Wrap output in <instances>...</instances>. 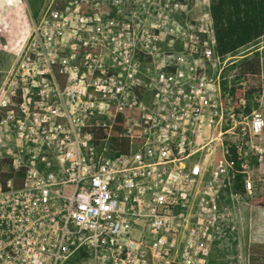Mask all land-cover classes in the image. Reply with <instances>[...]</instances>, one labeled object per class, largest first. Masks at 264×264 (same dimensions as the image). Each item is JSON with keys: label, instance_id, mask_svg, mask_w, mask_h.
<instances>
[{"label": "built area", "instance_id": "2783aa9c", "mask_svg": "<svg viewBox=\"0 0 264 264\" xmlns=\"http://www.w3.org/2000/svg\"><path fill=\"white\" fill-rule=\"evenodd\" d=\"M209 8L46 1L0 92V264L209 263L223 196L264 179Z\"/></svg>", "mask_w": 264, "mask_h": 264}, {"label": "trees", "instance_id": "16d2710c", "mask_svg": "<svg viewBox=\"0 0 264 264\" xmlns=\"http://www.w3.org/2000/svg\"><path fill=\"white\" fill-rule=\"evenodd\" d=\"M46 1L26 0L34 18L38 17ZM209 12L213 21L215 51L219 57L224 59L229 55L236 56L264 40V0H210ZM263 56L264 52L252 51L231 66L235 71L233 95L236 114H239L241 108L240 100L246 101L248 114L254 107H258L255 97L264 94ZM126 141L122 140L119 146L121 152L128 149ZM242 177L236 176L232 191L244 197ZM256 183L257 195L248 202L255 208L264 209V179ZM229 196L230 192L227 191V195L223 196L224 206L231 205ZM229 226L225 228L227 232L231 231ZM209 264H214L211 257Z\"/></svg>", "mask_w": 264, "mask_h": 264}, {"label": "rangeland", "instance_id": "374dc122", "mask_svg": "<svg viewBox=\"0 0 264 264\" xmlns=\"http://www.w3.org/2000/svg\"><path fill=\"white\" fill-rule=\"evenodd\" d=\"M35 19L26 0H0V92L12 80V71ZM252 51L263 53L264 40L259 45L240 52L238 56L243 57ZM255 102L258 107H254L252 111L264 110V96L255 97ZM230 207L225 209L232 213L233 222L223 221L219 224L216 241L211 248V259L214 264H264V228L254 225L251 219L260 213L253 211L248 200L234 201ZM228 225L230 232L225 230Z\"/></svg>", "mask_w": 264, "mask_h": 264}, {"label": "crops", "instance_id": "0c3cea01", "mask_svg": "<svg viewBox=\"0 0 264 264\" xmlns=\"http://www.w3.org/2000/svg\"><path fill=\"white\" fill-rule=\"evenodd\" d=\"M263 96H264V94L262 95V97ZM262 111L264 113V110H262ZM252 209H253L254 212L260 213L259 216H256L255 218L254 217H251V219L253 220L252 223H254V225H258V226L260 225V226H262V228H264V209L255 208L253 206H252ZM261 233H263V232H261ZM263 235H264V233H263Z\"/></svg>", "mask_w": 264, "mask_h": 264}]
</instances>
